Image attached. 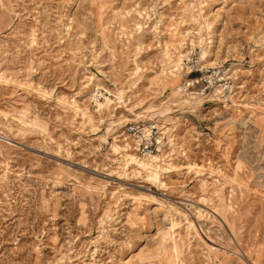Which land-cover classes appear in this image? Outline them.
I'll return each instance as SVG.
<instances>
[{
  "label": "rangeland",
  "instance_id": "obj_1",
  "mask_svg": "<svg viewBox=\"0 0 264 264\" xmlns=\"http://www.w3.org/2000/svg\"><path fill=\"white\" fill-rule=\"evenodd\" d=\"M196 59L229 66L224 102L181 90ZM151 118L173 128L157 163L123 131ZM254 262L264 0H0V264Z\"/></svg>",
  "mask_w": 264,
  "mask_h": 264
},
{
  "label": "built area",
  "instance_id": "obj_2",
  "mask_svg": "<svg viewBox=\"0 0 264 264\" xmlns=\"http://www.w3.org/2000/svg\"><path fill=\"white\" fill-rule=\"evenodd\" d=\"M194 76L182 82L181 90L190 94V97L199 96L202 102H224L234 90V77L229 66L223 62L208 66H201L196 59L190 64L188 73ZM198 82V87L192 89L193 83ZM173 128L166 126L160 120L147 119L127 121L123 131L132 139V149L137 157L152 163L162 162L169 159ZM169 149V151H168ZM158 165V164H156Z\"/></svg>",
  "mask_w": 264,
  "mask_h": 264
},
{
  "label": "bare ground",
  "instance_id": "obj_3",
  "mask_svg": "<svg viewBox=\"0 0 264 264\" xmlns=\"http://www.w3.org/2000/svg\"><path fill=\"white\" fill-rule=\"evenodd\" d=\"M116 142V141H114ZM113 146H114V149H120L121 147L116 144V143H113ZM124 155V158L126 160V163H133L134 165H136L137 167H140L142 168L143 170H145L147 173H148V176L151 177L152 179H154L155 181H160V174L162 172H167V171H170V169L168 168H163L162 166H153L151 163H145L143 161H138L134 156L133 154H130V153H123ZM255 264V262H254ZM264 264V262L262 263Z\"/></svg>",
  "mask_w": 264,
  "mask_h": 264
}]
</instances>
